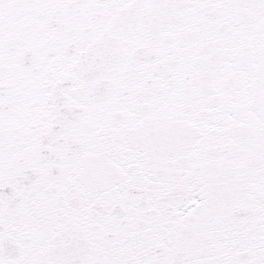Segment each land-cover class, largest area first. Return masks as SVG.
Returning a JSON list of instances; mask_svg holds the SVG:
<instances>
[{
  "label": "snow or ice",
  "instance_id": "6c2138e0",
  "mask_svg": "<svg viewBox=\"0 0 264 264\" xmlns=\"http://www.w3.org/2000/svg\"><path fill=\"white\" fill-rule=\"evenodd\" d=\"M0 264H264V0H0Z\"/></svg>",
  "mask_w": 264,
  "mask_h": 264
}]
</instances>
